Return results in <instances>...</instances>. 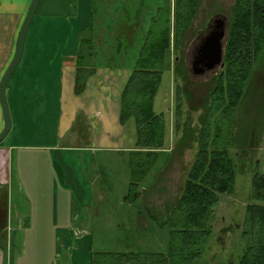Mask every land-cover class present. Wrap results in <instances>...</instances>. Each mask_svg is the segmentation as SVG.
Wrapping results in <instances>:
<instances>
[{"label":"rangeland","instance_id":"obj_1","mask_svg":"<svg viewBox=\"0 0 264 264\" xmlns=\"http://www.w3.org/2000/svg\"><path fill=\"white\" fill-rule=\"evenodd\" d=\"M177 2L169 0L166 4V0H145L140 10L136 39L130 48H126L125 43L118 44L112 27L109 33L104 31L105 27L96 29L93 42L98 48L99 64L113 55L107 59L108 65L116 74L120 69L118 74L124 77L118 57L128 61L127 66L132 67L147 37L151 18L154 19L152 29H168L172 38L180 35L183 19L179 22V14L174 15L175 4L180 6ZM72 3L73 6L66 5L62 16L35 19L27 37L28 42L35 37V43H26L24 60L16 71H24L22 67L27 55L49 56L55 63L46 66L44 71H34L41 76L36 81L38 88L28 98L32 103L21 104V109L16 112L10 110L11 116L15 115V123L12 120L14 126L8 138L30 149L26 152L20 150L21 155L17 152L19 150L14 151L9 204L15 232L10 229L7 241L12 255L9 264H90L92 254L97 252L166 251L169 228L152 216L158 213V216L167 219V209L179 196L197 150L195 144L191 149L176 147L182 136V130L178 133L176 129L178 105L182 104L181 124L191 112V121L197 122L209 98L208 92L214 86V83L206 84L203 98L191 102L185 82L175 80L173 70L164 71L155 111L163 113L169 124L167 143L170 149L160 153L146 177L140 180L134 179L131 164L133 154L130 150L137 139L135 120L128 119L121 126L123 134L117 139L118 144H124L121 148L125 150L110 148L116 139L103 136L104 132L119 133L117 128L121 127L116 119L120 111L118 106L114 109L109 95L105 98L101 92H109L110 88L112 98L117 99L116 94L123 89L126 81L112 77L110 82L94 88L92 105H88L90 109H87L92 112L91 108H95L90 137L82 134L73 137L69 131L60 139V118L64 120L76 107V95L74 73L66 72L64 100L61 101L57 68L63 67V62L65 65L74 63L72 59L78 56L79 41L88 35L87 28L92 24L94 10V0H74ZM140 4L141 0H100L95 5V14L99 17L105 9L118 14L125 5L134 17ZM234 5L235 0H201L182 52L171 49L169 59L175 61L177 54L183 56L182 64L186 69L191 68L194 50L215 18H224L225 30L229 32ZM94 59L91 61L93 64ZM255 66V77L237 113L233 131L236 140H243L238 142L240 147L234 145L231 148L238 165L235 189L232 193L221 195L216 207L214 231L199 264H235L244 247L240 227L234 225L242 221L246 206L252 201L253 177L264 173V58ZM219 70L218 67L205 75L192 74L191 77L193 82L204 84ZM95 82L96 77L91 80V85ZM87 93L91 94L89 90L84 92ZM191 107H196V110ZM99 112H103L102 117ZM105 119H110L109 123ZM83 123L79 124L76 132L83 128L84 134L88 135ZM146 157L148 160L149 156L142 154V161ZM132 182L137 183L135 190L140 193L136 202L127 200Z\"/></svg>","mask_w":264,"mask_h":264},{"label":"trees","instance_id":"obj_2","mask_svg":"<svg viewBox=\"0 0 264 264\" xmlns=\"http://www.w3.org/2000/svg\"><path fill=\"white\" fill-rule=\"evenodd\" d=\"M200 1L178 0L180 6L175 4V17L179 14V22L183 19V30L177 37L172 38L168 29L157 31L151 27L148 30L120 95L121 124L125 125L128 119L133 118L136 125L137 139L130 150L135 180L145 178L160 153L170 149L167 143L169 124L163 113L155 111L156 96L166 69L173 70L175 80L185 82L187 69L182 61H171L169 54L171 49L182 52ZM166 4H169V0H166ZM122 34L119 33L118 40L129 42L124 45L131 47L135 33ZM96 53L92 38H84L76 62L74 91L77 94L85 90L89 77L96 72L95 65L89 62ZM263 58L264 0H235L225 65L216 76L198 121H191V112L181 124L182 104L178 105L176 129L178 133L182 130V136L176 147L191 149L195 144L197 150L179 196L167 209V219L158 216V213L152 216L169 228L167 250L97 252L92 254L90 264H199L214 231L216 207L221 195L232 193L235 189L238 165L231 148L234 145L240 147L238 142L243 140H236L233 136L234 125L237 111L255 77V64ZM192 109L195 111L196 107ZM142 154L149 156V159L146 157L142 161ZM136 185V182L131 183L132 188L127 196L129 202L139 199ZM251 200L242 221L234 225L240 227V234L245 240L235 264H264V173H257L252 179ZM7 225L8 188L0 185V248H6Z\"/></svg>","mask_w":264,"mask_h":264},{"label":"crops","instance_id":"obj_3","mask_svg":"<svg viewBox=\"0 0 264 264\" xmlns=\"http://www.w3.org/2000/svg\"><path fill=\"white\" fill-rule=\"evenodd\" d=\"M74 0H40L37 12L34 16V19L30 25V28L32 27L34 21L36 18L38 19H48L49 16H62L63 9L66 7V5L69 4V6H73L74 3H72ZM100 0H94V10H93V19H92V24L87 28L88 35L87 37H91L93 41V35L96 33V29L98 30L100 27L101 29L104 28L105 32H110L111 27L112 30L115 33V37L118 40L119 33H121V36L123 35L122 33H135L134 40L131 43H134L136 39V29L139 24V17H140V10L141 7L144 6L145 0H141V4L139 6V9H137L134 17L131 15V11L125 7V5H122V8L120 9V13L115 14L113 12H110L109 9H105L104 11L100 13L99 17H96L97 15L95 14V5L96 3ZM32 3V0H0V83L1 79L9 66L10 62L12 61L15 52H16V47H17V41H18V36L19 32L21 30V27L23 25V22L26 18V15L29 11L30 5ZM71 4V5H70ZM76 13V11H74ZM117 15V17H115ZM154 16V15H153ZM114 20V22H112ZM153 20L150 19L149 21V27L148 30L150 29L151 25H153ZM114 24V25H113ZM29 28V30H30ZM51 27L48 26V30H50ZM32 29V28H31ZM28 30V32H29ZM147 30V32H148ZM28 33L26 35V40H25V48H26V43H35L34 38L28 42L27 41ZM112 37V36H111ZM86 38L83 37L81 38L82 40ZM125 39V37H123ZM94 43V42H93ZM119 43H129V42H124V41H119ZM24 48V49H25ZM130 48V47H129ZM96 52L98 51V48L96 47ZM24 54V53H23ZM113 55L107 56L105 59V63L99 64V60L97 57V53L94 56V64L97 65L96 67V74L92 75L89 77L87 86L85 90L81 94H77L74 91V94L76 95V107H73V110L70 112L68 117H65L64 120L60 118L61 124L60 128L62 131H60V139H63L62 137L67 135L69 131L72 132V136L76 137V134H82L85 137H90L91 135V128H90V123H91V118L92 115L94 114V107H92L89 112L87 110L90 107L88 105H92V97L94 95V88L100 87L101 84H104L106 82H110L112 77H115L117 80L122 79V81L128 80L132 68L134 67L137 58H135L134 63L131 68L127 66V62L123 58L118 57V61L121 62L122 64V72L126 77H121L118 73H120V69H118V75L115 73L114 69L110 68L108 65L107 59H110ZM78 57V56H77ZM77 57L72 59L74 60L73 64H68L65 65V62H63V67L58 66L57 70V75L58 79L61 83V101L63 102L64 98V89L66 88V72L74 73L73 74V81H74V88H75V71H76V62H77ZM26 58V57H25ZM93 59V58H92ZM92 59H89V62L91 63ZM24 60L23 56L21 58V61L19 62L18 66L12 73L8 83H7V88H6V96H7V101L10 110H14L15 112L21 107V104H27V103H32L31 99H28L29 96L33 94V90L37 87L36 81L39 79V76L41 74L35 73L34 71H44V68L50 64H55L54 62L51 61V57H41V56H29L27 55L26 62L24 66L22 67V72L18 73L17 68L19 67L20 63ZM97 78V82L94 83V85H91V80L93 78ZM24 80V81H22ZM99 82V83H98ZM126 84V83H125ZM122 86V84H119ZM125 86V85H124ZM124 89V87H123ZM122 89V90H123ZM89 90L91 92L84 94L85 91ZM122 90L118 92L117 99H113V93L111 92L109 88V92L104 91L101 92V94L106 98L107 95L110 97V104L114 105V109L118 106V109L120 110V95L122 93ZM82 95L85 98V101L82 99ZM89 96L91 97L89 100ZM114 100V101H113ZM109 104V103H107ZM112 107V106H111ZM21 109V108H20ZM108 109V108H107ZM13 111V113H15ZM11 113V111H10ZM120 111L118 113V117L116 118L117 121L120 124V127L123 126L120 122L119 115ZM97 115V114H96ZM100 117L103 116V112H99ZM62 116V115H61ZM13 119V124L15 123V115L12 114L11 116ZM107 120L106 123H109L110 119H105ZM104 120V121H105ZM84 122L82 125L83 127L87 130L86 134H84L83 128H81V131L78 130L76 132V123L78 124V127L80 128V123ZM12 124V127L14 126ZM100 124L101 126L103 125L102 119L100 118ZM5 125V120H4V115L2 112L1 104H0V132L4 128ZM89 126V127H88ZM100 126V125H99ZM110 127V125H107ZM90 128V129H89ZM119 133H111V132H104L103 136H107L112 139H116L115 144H110V148L112 149H122L123 143L118 144V136L122 135V127L119 129L117 128ZM11 131L8 133V135L0 142V185L6 186L8 188V225L6 229V235H5V242L4 246L6 248H0V264H9L11 261L12 255H11V249H9L8 246V240H9V231L11 229L12 232H15L13 228V216H12V209H10V204L9 200L11 197L12 193V178H13V170H14V151H17L18 154H20V150L23 152H26L30 148H28L27 145L25 144H16L12 139L8 138L10 136ZM126 148H123L122 150H125ZM26 154V153H24ZM21 155V154H20ZM20 155L18 158H20ZM20 168V167H19ZM17 169V168H16ZM12 238V234H11ZM10 256V257H9ZM9 257V258H8ZM10 260V261H9Z\"/></svg>","mask_w":264,"mask_h":264},{"label":"water","instance_id":"obj_4","mask_svg":"<svg viewBox=\"0 0 264 264\" xmlns=\"http://www.w3.org/2000/svg\"><path fill=\"white\" fill-rule=\"evenodd\" d=\"M39 3L40 0H32L29 11L19 32L15 55L1 79L0 104L4 115L5 125L0 132V142L8 135L12 127V117L6 96L7 83L21 61L25 48L26 35L37 12ZM215 23V29L212 30L211 33L203 40L194 61L196 65L200 66L199 69L195 70L196 73H200L206 68L213 69L217 66L224 65V56L229 32H226L225 30L224 18H217Z\"/></svg>","mask_w":264,"mask_h":264},{"label":"flooded vegetation","instance_id":"obj_5","mask_svg":"<svg viewBox=\"0 0 264 264\" xmlns=\"http://www.w3.org/2000/svg\"><path fill=\"white\" fill-rule=\"evenodd\" d=\"M219 18V17H218ZM217 18H215L214 20H213V23H210V25H209V29H208V33L205 35V37L202 39V42H203V40L211 33V31L212 30H214L215 29V25H216V23H215V20H216ZM225 27H226V20H225ZM202 42L199 44V45H197L196 46V49L194 50V54H193V60H191V62H192V67L191 68H187V71H188V75H187V77H186V79H185V89H186V91L188 92V96H189V100H191V102H193V100H200V99H202L203 98V93H204V90H205V93H206V89H207V85L209 84V83H215V80H216V76L218 75V73H216V75L213 77V78H211V79H207V81L204 83V84H198V83H196V82H193V79H192V77H191V75L192 74H194V75H205V74H207V72H209L210 70H213V69H215V68H213V69H205L204 71H202V72H200V73H196L195 72V70H197V69H199V65H196L195 63H194V61H195V59H196V56H197V54H198V52H199V48H200V46H201V44H202ZM182 59H183V56H179V55H177L176 56V61H182ZM225 65V64H224ZM224 65L223 66H217L216 68H218L219 67V69L221 70V68H223L224 67ZM187 67V66H186ZM219 70V71H220ZM207 84V85H206ZM211 90L213 89V87L212 88H210ZM211 90L208 92V97H209V93L211 92ZM207 101L208 100H206V103H207ZM205 104V103H204ZM192 108V107H191ZM191 111H192V109H191ZM238 111H239V109H238ZM238 111H237V113H238Z\"/></svg>","mask_w":264,"mask_h":264}]
</instances>
